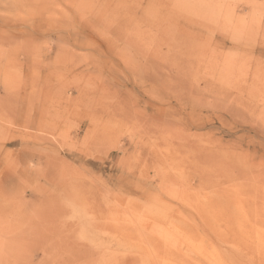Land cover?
I'll use <instances>...</instances> for the list:
<instances>
[{"label": "rangeland", "instance_id": "1", "mask_svg": "<svg viewBox=\"0 0 264 264\" xmlns=\"http://www.w3.org/2000/svg\"><path fill=\"white\" fill-rule=\"evenodd\" d=\"M134 257L264 264V0H0V264Z\"/></svg>", "mask_w": 264, "mask_h": 264}, {"label": "bare ground", "instance_id": "2", "mask_svg": "<svg viewBox=\"0 0 264 264\" xmlns=\"http://www.w3.org/2000/svg\"><path fill=\"white\" fill-rule=\"evenodd\" d=\"M119 107H120V106H119ZM119 107L115 108L113 111H112V110H111V111H110V110H106V111H105V115H108L110 112H112L113 115H118V116H119V115H123V114H124V115H129V114H130L129 111L125 112V110L123 111L122 108H119ZM152 107H153V109H155L153 105H152ZM1 116H2V118H4L3 115H1ZM7 120H8V119H7ZM7 120H6V121H7ZM17 121H18V122L21 121L22 123H23V122H26V121H23V120H20V119H18ZM38 121H39V120H38ZM38 121H37V120H34V122H35L34 125H35V126L38 125V127L43 126L42 123H40V121H39V123H38ZM13 123H14V122H13ZM162 128H163V127L160 126V125H154V135H155V134H158V133H161V132H162ZM152 134H153V133H152ZM148 137H149V136H148ZM149 138H150V137H149ZM114 211H115V210H114ZM111 212H113V211H111ZM113 215H114V214H113ZM198 217H199V216H198ZM193 218H194V217H193ZM108 219H109V218H108ZM108 219H107V220H108ZM194 219H195V218H194ZM194 219H193V220H194ZM195 220H196V219H195ZM113 221H115V219H114ZM107 222H109V220H108ZM110 222H111V221H110ZM115 222H116V221H115ZM115 226H116V225H115ZM108 227H114L113 222H112L111 224H107V223L104 222V223H102V225H101V229H103L104 231L108 230V229H109ZM230 247H231V246H230ZM233 249H234V248H233ZM135 255H136V254H135ZM135 259H136V257H134V258H133L132 260H130V261H126L125 264H136ZM198 264H199V263H198Z\"/></svg>", "mask_w": 264, "mask_h": 264}]
</instances>
